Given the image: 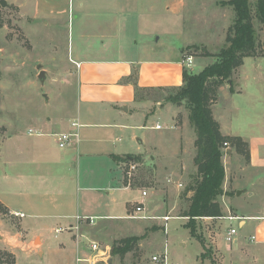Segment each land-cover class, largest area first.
Segmentation results:
<instances>
[{"label": "crops", "instance_id": "obj_1", "mask_svg": "<svg viewBox=\"0 0 264 264\" xmlns=\"http://www.w3.org/2000/svg\"><path fill=\"white\" fill-rule=\"evenodd\" d=\"M81 8H84L83 3ZM170 11L173 14L183 12L182 9ZM81 14L77 23L78 43L72 45L74 57L70 58L72 67L67 70V83L69 77L74 78L77 88L80 107L76 116L68 118L64 114L53 121L54 117L38 113L17 115L13 117L11 130L0 134V203L5 214L16 218L19 229L14 231L12 239L18 246H25L20 250L29 257L30 264L34 260L35 264H117V258L112 254V240L118 236L112 238L111 234L121 235V238H145L147 222L141 224L130 220L147 219L133 217L142 214L136 211L138 204L143 203L146 211L148 209L144 200L132 199L125 193L133 182V179L128 180L125 171L131 161L138 163L140 156L145 159L148 155L155 156L154 162L161 161L162 156L160 149L149 143L147 133L137 135L136 130L148 128L146 125L126 121L140 114L139 111L150 110L152 103L163 106L160 98L140 95L148 89L165 91L180 87L183 72L188 68L183 62L187 55L193 56V64L198 62L196 69L199 70L188 68L193 73L217 60L209 64V55L190 53L188 47L199 43L183 36L181 28L173 22L162 34L158 33L153 42L151 37L157 32L151 33L150 25L136 24L140 38L135 39L138 35L134 30L120 38L123 29L118 19L111 20L98 9L96 13L83 11ZM232 81L219 88L218 98L212 104L213 116L220 123L223 135L239 136L249 144L250 157L243 167L232 164L228 168V161L237 156L240 160L243 154L230 142L224 147L226 176L223 194L219 197L223 215L219 218L226 220V216H237L239 218L228 220L237 219L239 228L244 229L249 219L264 220V215L238 214L229 206L245 192L248 196L264 199V56L246 57L235 70ZM169 95L166 94L167 101H170ZM172 103L175 106L174 141L170 149L173 151L163 163L167 167L170 161L181 170L197 174L195 129L185 105ZM156 124L150 128L158 129ZM30 129L39 132L31 134ZM74 131L79 132L78 139L61 147L54 133ZM134 149L137 151L133 152ZM128 155L134 157L129 159ZM85 166L88 181L82 184L81 170ZM117 169L119 173H116ZM240 171H247L244 173L246 183L237 181L235 175ZM103 175L104 181L97 183V176ZM178 182L181 181L175 183L178 190L186 188L184 182L183 187H179ZM192 194L189 190L184 196L190 198ZM231 227L236 228L232 225L227 230ZM60 228L63 230L57 231ZM61 232L66 234L61 241L53 243L50 235L55 233L57 237ZM0 234L2 249L6 235L3 231ZM237 234L236 242H239ZM23 235L29 239L21 243ZM144 238L139 240V245H143ZM38 239L39 243H36ZM91 241H98L107 255L101 257L93 251ZM212 242L215 244L216 241ZM27 247L29 251L24 250ZM16 255V264H20V255ZM118 258L123 264L125 258Z\"/></svg>", "mask_w": 264, "mask_h": 264}, {"label": "rangeland", "instance_id": "obj_2", "mask_svg": "<svg viewBox=\"0 0 264 264\" xmlns=\"http://www.w3.org/2000/svg\"><path fill=\"white\" fill-rule=\"evenodd\" d=\"M6 1L5 6L0 2V134L11 130L13 117L17 115L30 116L38 113L54 117L53 121L64 114L68 115V118L76 116L80 107L77 88L74 78L69 77L70 84L67 83V70L72 67L70 60L74 57L72 45L78 43L77 23L82 18L83 11L96 13L98 9L106 13L111 20L118 19L123 29L120 32V38H124L123 36L131 30L138 35L135 39L140 38L135 27L136 24H143L150 25L151 33L157 32L151 37V41L155 42L159 34H162L164 29L166 30L173 22L177 28H181L183 36L199 43L188 47L189 52H194L195 55H209V64L217 59L216 54L227 44L228 29L235 16L233 7L224 5L223 0H156L155 3L151 0ZM255 2L256 0H252L253 5ZM170 9H182L183 12L173 14ZM255 24L260 41L264 42L262 24L257 19ZM146 37L149 38V36ZM197 64L196 61L192 64L193 66L186 67L196 71L199 70L196 69ZM40 71H43L42 76ZM231 82L229 80L222 85ZM170 92H172L171 89L142 92L140 97L160 98L164 103L163 106L157 107L152 103L149 112L144 109L142 110L144 112L139 111L140 114L126 121L135 125L143 124L149 128L137 129V135L144 136L143 134L147 133L149 143L160 149L162 160L157 164L158 162H154L155 156L148 155L146 159L140 156V159H137V168L133 172L132 185L125 193L132 199L144 200L148 209L147 214L159 216L168 214L181 216V218L174 217L168 221L167 234L162 230L163 220L161 219L130 220L141 224L147 222L148 228H146L143 245L138 244V248L127 253L124 256V262L122 261L123 264L149 263L150 256L162 249L165 239H168V252L172 263L264 264V220L249 219L248 225L241 229L237 219L197 217L194 222L197 236H192L191 229L188 227L192 224V220L182 216V210L187 206V199H189L184 196L186 188L178 190L175 183L181 181L187 187L194 181L196 173L181 170L170 161L167 167L164 164L173 151L170 148L174 141V129H172L174 124L172 123H174L175 106L166 99V94ZM184 105L189 112V107L185 103ZM157 122L163 126L162 129H151L150 126ZM187 131L188 129L186 133ZM117 134L120 135L121 132ZM224 147L223 144L222 149L225 153ZM135 151L137 150L134 149L133 152ZM142 151H145V146H142ZM237 157L227 162L228 168L232 164L235 167H243L247 162L244 154L240 156V160ZM119 172L120 170L117 169L116 173ZM245 172H237L235 176L238 182L246 183ZM233 173L236 174L235 171ZM87 176L88 169L85 166L81 170L82 184H87ZM102 180L104 181V175L97 176V183ZM141 189H146L149 193L148 196H144V199ZM229 206L231 209L233 207L238 214L264 215V199L260 196H248L247 192L241 198L234 199ZM224 213L226 214L225 210ZM15 219L8 213L5 214L4 209L0 207V231L6 235L4 247L0 249V262L16 264V254H19L20 264H30L32 262L28 259L29 257L20 250L25 246H18V242L12 239L14 231L19 229ZM232 225L239 231L237 234L240 238L239 242L230 243L225 239L226 230ZM65 234L61 232L56 237L55 233H52L50 239L56 244ZM252 235L256 236V240L251 239ZM110 236L112 238L118 236L113 238L112 242L121 238V235L111 234ZM27 239L29 238L24 235L20 237L21 243L28 241ZM213 240L216 241L215 244ZM84 242L89 245V241ZM182 242H185V245ZM36 243H39V239ZM24 250L29 251V248ZM116 258L117 264H121L118 256ZM35 263L34 260L33 264Z\"/></svg>", "mask_w": 264, "mask_h": 264}, {"label": "trees", "instance_id": "obj_3", "mask_svg": "<svg viewBox=\"0 0 264 264\" xmlns=\"http://www.w3.org/2000/svg\"><path fill=\"white\" fill-rule=\"evenodd\" d=\"M222 3L233 7L235 12L233 23L228 29L227 44L216 54L217 60L202 71L193 73L185 68L183 84L172 88L168 97V100L176 104L185 103L189 107V119L197 135V174L194 181L186 187L185 194L189 190L193 194L182 210V216H188L192 220V224L188 225L192 236H197L194 225L197 217L223 215L219 201L226 176L223 144L230 142L247 160L250 157L249 144L241 137L222 134L220 123L213 116L212 104L218 98V89L226 81L233 80L235 70L243 64L246 57L264 56V42L260 41L255 24L257 19L264 30V0H256L254 5L252 0H223ZM132 157L134 156L128 155L127 158ZM0 207L3 208L1 203ZM141 238L144 237L128 236L115 240L112 244L113 256L124 258L128 252L138 248Z\"/></svg>", "mask_w": 264, "mask_h": 264}, {"label": "built area", "instance_id": "obj_4", "mask_svg": "<svg viewBox=\"0 0 264 264\" xmlns=\"http://www.w3.org/2000/svg\"><path fill=\"white\" fill-rule=\"evenodd\" d=\"M183 62L185 63L186 66H191L193 64V56L192 55H187ZM74 126H79L78 123H74ZM156 128L161 129L163 126L160 123H157ZM31 134L33 133H38L39 131H35L33 129H30L29 131ZM40 134V133H39ZM54 136L56 138V140L58 141L59 145L61 147H64L68 144H70L73 140L78 139L79 137V132H60V133H54ZM225 147L228 145V142L224 143ZM137 168V163H135L134 161H131L128 165V169H127V175H128V180L131 182L132 180V176H133V172L134 170ZM178 186L179 187H183V183L182 182H178ZM143 196H147L148 195V191L146 189L143 190L142 192ZM136 211L138 213H142L139 215H133V217H140V218H147V219H161L163 220L162 226H163V231L167 234L168 232V221L171 220L174 217L177 216H172V215H163V216H159V215H151V214H147L146 213V208L145 205L143 203H140L137 205L136 207ZM19 215V213H18ZM21 216H23L24 214H20ZM225 218L228 219H234V218H239L237 216L234 215H229L226 216ZM91 220V222L93 221V218L90 217L89 218ZM63 230V228L57 229V231H61ZM236 234H237V229L234 227H231L227 230L226 234H225V239L227 242H236ZM252 240L255 239V236L251 237ZM91 248L93 251H96L99 256L104 257L106 256V252L105 249H103L102 245L98 242V241H91ZM147 264H182V263H172L170 261V257H169V252H168V240L165 241L164 243V247L162 250H159L157 252H154L149 259V263Z\"/></svg>", "mask_w": 264, "mask_h": 264}, {"label": "water", "instance_id": "obj_5", "mask_svg": "<svg viewBox=\"0 0 264 264\" xmlns=\"http://www.w3.org/2000/svg\"><path fill=\"white\" fill-rule=\"evenodd\" d=\"M0 2H1V4H2L3 6L7 5V1H6V0H1ZM40 75H41V76L43 75V71H40Z\"/></svg>", "mask_w": 264, "mask_h": 264}]
</instances>
